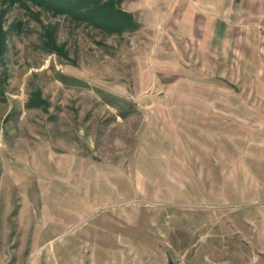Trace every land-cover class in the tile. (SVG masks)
I'll return each instance as SVG.
<instances>
[{
  "label": "rangeland",
  "instance_id": "374dc122",
  "mask_svg": "<svg viewBox=\"0 0 264 264\" xmlns=\"http://www.w3.org/2000/svg\"><path fill=\"white\" fill-rule=\"evenodd\" d=\"M148 25L0 0V264H264V53Z\"/></svg>",
  "mask_w": 264,
  "mask_h": 264
},
{
  "label": "crops",
  "instance_id": "0c3cea01",
  "mask_svg": "<svg viewBox=\"0 0 264 264\" xmlns=\"http://www.w3.org/2000/svg\"><path fill=\"white\" fill-rule=\"evenodd\" d=\"M147 1L142 10L133 9L136 20L151 27L163 24L168 29L164 35L173 37L177 45L196 48L205 55L202 60L215 61L214 50L219 48L225 64L233 60L237 70L246 71V64L264 53V0Z\"/></svg>",
  "mask_w": 264,
  "mask_h": 264
},
{
  "label": "trees",
  "instance_id": "16d2710c",
  "mask_svg": "<svg viewBox=\"0 0 264 264\" xmlns=\"http://www.w3.org/2000/svg\"><path fill=\"white\" fill-rule=\"evenodd\" d=\"M51 11L56 15L69 16L75 22L89 24L106 33H133L139 23L133 13L123 11L121 0H27ZM49 49L56 51L54 41L48 43ZM40 98L37 97L34 100ZM34 103V102H33ZM33 107V106H28Z\"/></svg>",
  "mask_w": 264,
  "mask_h": 264
},
{
  "label": "water",
  "instance_id": "95a60500",
  "mask_svg": "<svg viewBox=\"0 0 264 264\" xmlns=\"http://www.w3.org/2000/svg\"><path fill=\"white\" fill-rule=\"evenodd\" d=\"M168 264H174L172 261H169Z\"/></svg>",
  "mask_w": 264,
  "mask_h": 264
}]
</instances>
